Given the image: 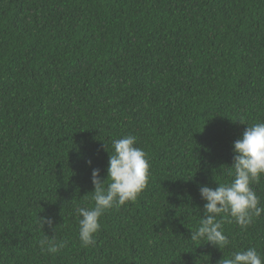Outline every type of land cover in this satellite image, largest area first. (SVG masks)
I'll list each match as a JSON object with an SVG mask.
<instances>
[{"label":"trees","instance_id":"trees-1","mask_svg":"<svg viewBox=\"0 0 264 264\" xmlns=\"http://www.w3.org/2000/svg\"><path fill=\"white\" fill-rule=\"evenodd\" d=\"M239 120H242L240 122ZM264 122V0H0V264H220L255 247L191 239L199 186L229 183L232 142ZM137 137L150 176L82 247L76 207H93L112 141ZM91 161L89 165L87 161ZM252 188L264 206V177ZM40 216L65 246L42 252Z\"/></svg>","mask_w":264,"mask_h":264},{"label":"clouds","instance_id":"clouds-1","mask_svg":"<svg viewBox=\"0 0 264 264\" xmlns=\"http://www.w3.org/2000/svg\"><path fill=\"white\" fill-rule=\"evenodd\" d=\"M243 123L242 120H239ZM135 135H125L112 141V154L109 155L106 178H101L100 169L93 168L90 180L94 190L90 199L93 207L79 206L74 210L78 223V239L82 247L94 246L95 235L101 230L100 218L110 209L119 208L128 202L136 201L146 188L150 176V163L147 153L137 147ZM232 164L228 175L229 183H217L213 189L199 186L203 204V216L199 226L191 232V239L204 241L222 249L230 241L223 232L221 220L229 218L242 229L252 223L253 218L264 213V206L252 188L264 177V122H256L243 130L239 138L232 142ZM90 165L91 161H87ZM40 228L44 225L53 228V218L40 216ZM42 252L57 254L64 242L57 241L55 227L51 236L45 234L38 241ZM220 264H264V257L255 247L233 252L230 258L221 259Z\"/></svg>","mask_w":264,"mask_h":264}]
</instances>
